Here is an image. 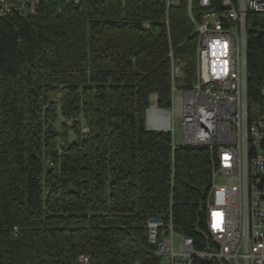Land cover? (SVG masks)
<instances>
[{
  "label": "trees",
  "instance_id": "obj_1",
  "mask_svg": "<svg viewBox=\"0 0 264 264\" xmlns=\"http://www.w3.org/2000/svg\"><path fill=\"white\" fill-rule=\"evenodd\" d=\"M170 49L190 84L185 1L43 0L0 17V264H160L150 219L212 248L208 150L145 126L152 95L172 104ZM246 95L264 114V13L246 17Z\"/></svg>",
  "mask_w": 264,
  "mask_h": 264
},
{
  "label": "built area",
  "instance_id": "obj_2",
  "mask_svg": "<svg viewBox=\"0 0 264 264\" xmlns=\"http://www.w3.org/2000/svg\"><path fill=\"white\" fill-rule=\"evenodd\" d=\"M42 1L0 0V17L33 15ZM182 1L195 36L194 77L190 84L183 83L186 62L170 49L171 92L182 145L208 150L211 174L204 227L212 248L197 250L190 237L177 233L176 246L170 221L164 230L162 221L148 220L147 238L156 245L160 264L213 258L226 264H264V114L256 111L249 116L246 95V17L264 13V0H196L200 10L196 19L191 13L193 0H163L165 14ZM175 79L182 81L179 87ZM176 89L179 94L174 96ZM171 115L168 111L165 131L174 148ZM147 123L158 129L154 125L161 119L147 116Z\"/></svg>",
  "mask_w": 264,
  "mask_h": 264
},
{
  "label": "rangeland",
  "instance_id": "obj_3",
  "mask_svg": "<svg viewBox=\"0 0 264 264\" xmlns=\"http://www.w3.org/2000/svg\"><path fill=\"white\" fill-rule=\"evenodd\" d=\"M190 61L194 62V56L192 58H190ZM182 84V82L178 79H175V85L176 87H179ZM179 94V90L176 89V91L174 92V96ZM156 107V105H155ZM151 108V106H150ZM174 109V111H173ZM168 111H170V113L172 112V125H173V140L175 142L176 145H181L183 143V135H182V127L180 125V119L177 115V111L174 105V100L172 99V104L171 107L169 109H167ZM176 234V233H175ZM174 240L176 241V246H177V240H178V235H174Z\"/></svg>",
  "mask_w": 264,
  "mask_h": 264
},
{
  "label": "bare ground",
  "instance_id": "obj_4",
  "mask_svg": "<svg viewBox=\"0 0 264 264\" xmlns=\"http://www.w3.org/2000/svg\"><path fill=\"white\" fill-rule=\"evenodd\" d=\"M155 115H159V118L161 119V124H159L157 126L154 125V127L158 128V129H164L165 130L166 127H167V113L157 111L155 109V103H154L153 98H152V100H151V108H150V110L148 112V118H150V116L153 117ZM148 121H149L148 123L151 124L150 120H148Z\"/></svg>",
  "mask_w": 264,
  "mask_h": 264
},
{
  "label": "water",
  "instance_id": "obj_5",
  "mask_svg": "<svg viewBox=\"0 0 264 264\" xmlns=\"http://www.w3.org/2000/svg\"><path fill=\"white\" fill-rule=\"evenodd\" d=\"M155 108L164 111V112L167 113V115H168V110H166V109H161V108H158V107H155ZM149 110H150V107L147 108V110H146V118H145V126H146V129L149 130V131H165L164 129H155V128H151V127H149V125H148V123H147V116H148V112H149Z\"/></svg>",
  "mask_w": 264,
  "mask_h": 264
},
{
  "label": "crops",
  "instance_id": "obj_6",
  "mask_svg": "<svg viewBox=\"0 0 264 264\" xmlns=\"http://www.w3.org/2000/svg\"><path fill=\"white\" fill-rule=\"evenodd\" d=\"M181 82H182V81H181ZM183 83H184V81H183ZM152 96H153V101H154V103H155V105H156V98H155V95H152ZM152 96H151V97H152ZM151 100H152V99H150V106H151ZM150 106H149V107H150ZM156 107H157V105H156ZM175 146H176V144H175Z\"/></svg>",
  "mask_w": 264,
  "mask_h": 264
}]
</instances>
